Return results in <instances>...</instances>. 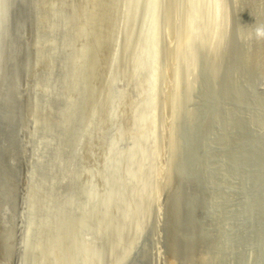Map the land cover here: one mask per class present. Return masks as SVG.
<instances>
[{"label":"rangeland","instance_id":"rangeland-1","mask_svg":"<svg viewBox=\"0 0 264 264\" xmlns=\"http://www.w3.org/2000/svg\"><path fill=\"white\" fill-rule=\"evenodd\" d=\"M257 26L264 0H0V264H264Z\"/></svg>","mask_w":264,"mask_h":264},{"label":"bare ground","instance_id":"bare-ground-1","mask_svg":"<svg viewBox=\"0 0 264 264\" xmlns=\"http://www.w3.org/2000/svg\"><path fill=\"white\" fill-rule=\"evenodd\" d=\"M186 1H187V0H186ZM205 1H206V0H205ZM167 2H168V1H167ZM211 2H212V1H211ZM189 3H191V2H189ZM203 4H204V3H203ZM203 4H202V5H203ZM198 5H199V4H198ZM212 5H213V4H212ZM203 6H204V5H203ZM210 6H211V5H209V7H210ZM188 9H190V8H188ZM220 9H221V8H220ZM223 9H224V8H223ZM102 11H103V10H102ZM223 11H224V10H223ZM226 11H227V10H226ZM227 12H228V11H227ZM221 14H222V13H221ZM169 19H170V18H169ZM180 19H181V18H180ZM190 19H191V18H190ZM187 22H188V21H187ZM195 22H196V21H195ZM216 22H217V21H216ZM171 24H172V23H171ZM208 25H209V24H208ZM195 26H197V25H195ZM225 26H226V25H225ZM185 28H186V27H185ZM188 29H189V28H188ZM215 29H216V28H215ZM220 29H222V28H220ZM169 30H170V29H169ZM189 30H190V29H189ZM194 30H195V29H194ZM196 31H198V30H196ZM171 32H172V31H171ZM173 32H174V31H173ZM216 32H217V31H216ZM192 33H193V32H192ZM217 33H218V32H217ZM177 34H178V33H177ZM223 34H224V33H223ZM230 34H231V33H230ZM235 34H236V33H235ZM175 35H176V34H175ZM183 35H184V34H183ZM183 35H181V36H183ZM214 36H215V35H214ZM174 37H175V36H174ZM231 37H232V36H231ZM236 37H237V36H236ZM228 38H229V37H228ZM191 39H192V38H191ZM210 39H211V38H210ZM185 40H186V38H185ZM230 40H232V39H230ZM209 42H210V40H209ZM214 42H215V41H214ZM180 43H181V42H180ZM232 43H233V42H232ZM229 44H230V43H229ZM182 46H183V45H182ZM180 48L182 49L181 46H180ZM186 48H187V47H186ZM177 49H178V48H177ZM178 50H179V49H178ZM170 51H171V50H170ZM173 51H174V50H173ZM212 53H213V52H212ZM221 59H222V58H221ZM216 60H217V59H216ZM212 63H213V62H212ZM219 64H220V62H219ZM215 65H216V64H215ZM219 66H221V65H219ZM217 68H218V67H217ZM221 68H222V67H221ZM216 71H217V70H216ZM219 71H220V68H219ZM241 175H242V174H241ZM242 178H243V176H242ZM67 189H68V188H67ZM46 195H47V194H46ZM61 195H62V194H61ZM29 196H30V195H29ZM42 196H43V195H42ZM48 196H49V195H48ZM45 197H46V196H45ZM50 197H51V196H50ZM50 197H49V198H50ZM31 198H33V197H31ZM41 198H42V197H41ZM46 198H47V197H46ZM52 198H53V197H52ZM42 199H43V198H42ZM42 199H41V200H42ZM41 200L39 199V201H41ZM56 200H57V199H56ZM41 202H42V201H41ZM45 204H46V203H45ZM62 215H63V213H62ZM12 217H13V216H12ZM15 217H16V215H15ZM17 217H18V216H17ZM3 218H4V216H3ZM61 222H62V221H61ZM61 222H60V223H61ZM15 225H16V224H15ZM39 225H40V224H39ZM68 226H69V225H68ZM35 227H36V226H35ZM40 228H41V226L39 227V229H40ZM36 229H37V227H36ZM36 229H35V230H36ZM39 229H38V230H39ZM41 229H42V228H41ZM62 230H63V229H62ZM65 231L67 232V230H65ZM6 233H7V232H6ZM63 233H64V232H63ZM7 235H8V234H7ZM25 235H26V234H25ZM4 236H5V235H4ZM31 236H32V235H31ZM34 236H35V235H34ZM5 237H6V236H5ZM0 239H1V238H0ZM6 239H7V238H6ZM14 239H15V238H14ZM14 239H13V241H14ZM59 244H60V243H59ZM66 244H67V243H66ZM5 248H6V247H5ZM5 248H4V249H5ZM6 250H7V249H6ZM61 250L63 251V249H61ZM61 250H60V251H61ZM62 251H61V252H62ZM67 252H68V250H67ZM28 253H29V252H28ZM62 253H66V252H62ZM62 253H61V254H62ZM38 256H39V255H38ZM28 257H29V256H28ZM30 257H31V256H30ZM35 257H36V256H35ZM27 259H28V258H27ZM29 261H30V260H29ZM31 261H32V260H31ZM7 262H8V261H7Z\"/></svg>","mask_w":264,"mask_h":264},{"label":"clouds","instance_id":"clouds-1","mask_svg":"<svg viewBox=\"0 0 264 264\" xmlns=\"http://www.w3.org/2000/svg\"><path fill=\"white\" fill-rule=\"evenodd\" d=\"M255 36L257 38L264 37V26H257L255 28Z\"/></svg>","mask_w":264,"mask_h":264}]
</instances>
